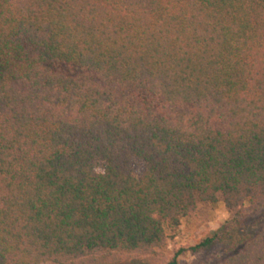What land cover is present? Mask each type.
Instances as JSON below:
<instances>
[{"label": "trees", "instance_id": "1", "mask_svg": "<svg viewBox=\"0 0 264 264\" xmlns=\"http://www.w3.org/2000/svg\"><path fill=\"white\" fill-rule=\"evenodd\" d=\"M219 201L165 264H264V0H0V264L154 259Z\"/></svg>", "mask_w": 264, "mask_h": 264}, {"label": "rangeland", "instance_id": "2", "mask_svg": "<svg viewBox=\"0 0 264 264\" xmlns=\"http://www.w3.org/2000/svg\"><path fill=\"white\" fill-rule=\"evenodd\" d=\"M131 167L137 177H141L145 163L139 158L131 161ZM264 213V208L250 212L248 220L258 218ZM230 217L223 201L217 203L198 202L195 212L188 217L181 219V225L171 229L166 227L167 241L161 255L154 259H146L144 256H137L127 253H115L108 255L109 264H165L175 253L184 248L189 249L200 243L206 237L211 236ZM222 252V247L216 245L207 251L194 253L185 251L179 256L180 264H197L216 258ZM98 256L104 254L103 251L97 253Z\"/></svg>", "mask_w": 264, "mask_h": 264}]
</instances>
